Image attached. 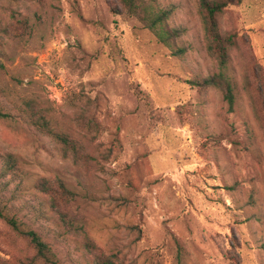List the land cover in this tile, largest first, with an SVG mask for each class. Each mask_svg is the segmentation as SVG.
Segmentation results:
<instances>
[{
  "label": "rangeland",
  "instance_id": "1",
  "mask_svg": "<svg viewBox=\"0 0 264 264\" xmlns=\"http://www.w3.org/2000/svg\"><path fill=\"white\" fill-rule=\"evenodd\" d=\"M200 3L159 0L165 44L115 0H0V209L60 264H264V0L219 16L226 66ZM216 75L233 105L194 84ZM43 179L73 198L53 204ZM29 255L0 220V264Z\"/></svg>",
  "mask_w": 264,
  "mask_h": 264
},
{
  "label": "trees",
  "instance_id": "2",
  "mask_svg": "<svg viewBox=\"0 0 264 264\" xmlns=\"http://www.w3.org/2000/svg\"><path fill=\"white\" fill-rule=\"evenodd\" d=\"M242 0H201L200 13L203 17L206 37L209 41V51L222 66L229 62V51L236 44V35H223L219 31L218 18L230 6L240 4ZM116 9L114 14H127L137 18L145 28L153 32L159 41L168 44L176 38L167 26L170 12L162 10L157 5L159 0H115ZM202 88L213 87L220 89L231 105L234 104L233 90L230 81L224 75H216L200 82L194 83ZM31 119L33 126L53 135L55 139L63 143L67 148L77 151L76 144L66 135H62L50 128V122L44 115L35 114L29 104L25 110ZM5 114L0 111V118H5ZM39 191L48 195L53 204L60 201L66 202L73 198V193L66 185L57 181L52 183L49 180H41L36 187ZM0 220L5 222L19 238L24 240L32 255L27 257L22 264H60V261L52 252L51 245L36 231L26 229L18 217L11 212L0 209ZM93 264H114L111 258L98 254Z\"/></svg>",
  "mask_w": 264,
  "mask_h": 264
}]
</instances>
